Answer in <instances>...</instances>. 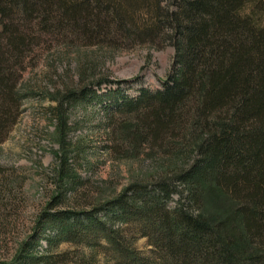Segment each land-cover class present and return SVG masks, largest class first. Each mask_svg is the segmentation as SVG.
<instances>
[{"label": "trees", "instance_id": "1", "mask_svg": "<svg viewBox=\"0 0 264 264\" xmlns=\"http://www.w3.org/2000/svg\"><path fill=\"white\" fill-rule=\"evenodd\" d=\"M47 39L175 48L161 90L130 97L120 82L79 75L58 94L60 108L99 106L107 153L148 150L166 171L104 202L78 173L82 147L56 154L55 189L20 240L21 185L0 166V264H95L97 252L115 264H264V0H0V144ZM212 191L230 204L214 223L201 214Z\"/></svg>", "mask_w": 264, "mask_h": 264}, {"label": "rangeland", "instance_id": "2", "mask_svg": "<svg viewBox=\"0 0 264 264\" xmlns=\"http://www.w3.org/2000/svg\"><path fill=\"white\" fill-rule=\"evenodd\" d=\"M34 56L28 61L20 83L21 91L28 97L22 101L16 125L0 144V166L9 169L15 183L21 185L15 195L22 201V209L15 221L17 228L11 234L20 240L30 234L36 214L55 189L56 154L66 151L73 158L75 150L82 147L78 173L90 180L97 198L104 202L117 196L130 183L150 182L166 171L160 168L166 164V159L148 150L136 156L131 152L124 154L123 160L107 153L105 147L109 146V140L102 127V113L97 111L99 106L65 104L60 108L62 99L58 94L67 87H76L79 75L88 83L104 77L120 82L125 95L130 97H136L143 88L161 90L175 64L176 50L170 45H88L53 39L38 47ZM56 108L61 110L68 128L66 133L59 130ZM194 159V154H190L189 162ZM188 164L185 163V168ZM176 200L178 198L174 197ZM229 206L223 197L212 191L206 196L201 214L214 223L227 213ZM137 247L143 252L149 250L144 239L137 242ZM59 250L89 253L84 247L71 245H61ZM94 260L95 264H115L110 256L101 252H97Z\"/></svg>", "mask_w": 264, "mask_h": 264}]
</instances>
